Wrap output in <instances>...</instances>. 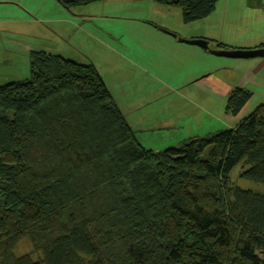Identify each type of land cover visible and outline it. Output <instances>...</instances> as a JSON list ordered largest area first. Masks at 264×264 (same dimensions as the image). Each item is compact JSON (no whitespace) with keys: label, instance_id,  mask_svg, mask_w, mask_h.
<instances>
[{"label":"trees","instance_id":"trees-1","mask_svg":"<svg viewBox=\"0 0 264 264\" xmlns=\"http://www.w3.org/2000/svg\"><path fill=\"white\" fill-rule=\"evenodd\" d=\"M150 1L189 24L218 0ZM28 58V78L0 84V264H264V192L230 178L241 164L264 183V102L234 128L155 151L92 62ZM251 97L233 88L226 112Z\"/></svg>","mask_w":264,"mask_h":264},{"label":"crops","instance_id":"crops-1","mask_svg":"<svg viewBox=\"0 0 264 264\" xmlns=\"http://www.w3.org/2000/svg\"><path fill=\"white\" fill-rule=\"evenodd\" d=\"M56 2L57 6H55ZM47 4L52 6L50 20L55 23L52 24L54 27L43 25L42 29L38 26L42 38H31L33 40L27 41L19 39L20 41H17L23 42L21 46L26 59H29L30 51L37 50L61 55L77 63H88L81 58L87 51L79 40L81 39L80 33L86 29L87 19L83 20L82 15L79 14L68 13L70 11H66L57 0H42L43 6ZM22 7L24 12L32 13L25 4ZM159 7L171 14L175 11L170 12V9L177 6L160 5ZM196 22L200 27L186 30L187 33L176 31L177 25L172 24L168 19L161 22L162 27L145 23L148 26L144 28L146 29V34L143 36L145 38L141 39L144 40V43H135V47L144 46V59L152 71H157V74L152 73L150 78L163 84L172 81L180 87L190 85L191 90L194 93L197 91L200 95L198 107L193 102V107L179 106L175 108L176 110L171 111L173 115H125L130 126L136 132L139 142L145 148L155 151L164 150L163 147L178 146L184 140L197 136L186 130L188 124L194 123V121L198 122L201 118L206 119V116H212L203 115V113H211L216 96L219 99L227 98L229 92L235 87L249 90L252 97L237 115L231 116L225 111L228 114L224 115L227 128H234L242 118L264 102V57L220 56L212 53L209 49L181 40L204 39L208 41L209 48L215 50L219 48L218 43L227 49L261 48L260 46L264 45V0H218L214 12L204 19L189 24ZM220 57L232 59L227 61ZM227 65H231V68L236 67L241 75L229 74L227 72L230 71H226L228 80L220 82L218 75L222 70L227 69ZM137 71H141V69ZM138 73L141 72H136L132 78V90L134 91V99L130 102L132 106H137L147 96L151 98L155 95V93L148 92L143 83L138 80ZM115 102L117 103L116 100ZM134 125L138 129H135ZM149 135L154 137L155 143L146 146L144 140L149 141ZM172 143L176 144L172 145Z\"/></svg>","mask_w":264,"mask_h":264},{"label":"rangeland","instance_id":"rangeland-1","mask_svg":"<svg viewBox=\"0 0 264 264\" xmlns=\"http://www.w3.org/2000/svg\"><path fill=\"white\" fill-rule=\"evenodd\" d=\"M24 4L32 13L22 10ZM57 5L58 3L55 4ZM159 6L149 0H104L72 9L65 8L66 11H70L68 13L79 14L82 15L83 20L87 19L86 29L80 33L81 39H79L87 52H84L81 58L84 62H92L95 65L124 115H173L171 111L179 106L188 108L195 104L198 107L200 95L197 91L194 93L190 85L180 87L172 81L163 84L150 78V75L157 74V71H152L144 59V46L135 47L136 42L144 43L141 39L145 38L143 37L146 34L144 28L148 26L145 23L162 27L161 22L168 19L172 24L177 25L175 30L182 33L200 27L197 22L185 24L182 21L179 7L171 8L170 12L175 11V13L169 14L167 10ZM51 8L52 6L48 4L43 6L42 0H0V84L29 77V59H26L21 46L23 42L17 41L42 38L38 31L39 27L42 28L43 25L54 27L52 24L55 23L50 20ZM220 58L227 61L232 59ZM227 66V69L225 68L226 70H222L218 75L220 82L228 80L226 71H230L227 72L229 74L241 75L236 67ZM138 69L141 71H137ZM136 72H141L138 73V80L143 83L148 92L155 93V95L151 98L147 96L137 106H132L130 104L134 99L132 78ZM226 100L227 98L219 99L216 96L212 112L203 113V115L212 116L189 123L186 130L191 131L192 135L203 136L206 133L226 129L227 123L224 121V115H228L225 112ZM134 128L138 129L136 125ZM148 137L149 141L145 139L144 143L146 142V146L153 145L154 137L151 135ZM175 144L172 143V145ZM241 168L243 167L240 164L232 170L231 180L240 188L263 193L264 183L242 179L240 177ZM16 251L17 255L31 251L30 243L27 240L21 241Z\"/></svg>","mask_w":264,"mask_h":264},{"label":"water","instance_id":"water-1","mask_svg":"<svg viewBox=\"0 0 264 264\" xmlns=\"http://www.w3.org/2000/svg\"><path fill=\"white\" fill-rule=\"evenodd\" d=\"M182 41L199 45L201 47H204L206 49H209L212 53L220 55V56H226V57H235V58H253L262 56L264 57V48H254V49H210L208 41L204 39H181Z\"/></svg>","mask_w":264,"mask_h":264}]
</instances>
